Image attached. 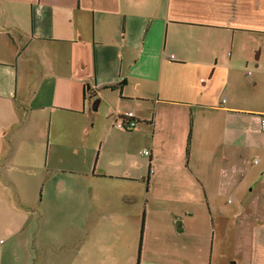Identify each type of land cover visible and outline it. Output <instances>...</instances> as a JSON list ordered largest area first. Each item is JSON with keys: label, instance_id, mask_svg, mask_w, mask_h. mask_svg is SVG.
Returning a JSON list of instances; mask_svg holds the SVG:
<instances>
[{"label": "crops", "instance_id": "obj_1", "mask_svg": "<svg viewBox=\"0 0 264 264\" xmlns=\"http://www.w3.org/2000/svg\"><path fill=\"white\" fill-rule=\"evenodd\" d=\"M86 92L107 120L132 107L148 167H123L134 130L114 121L58 135ZM262 116L264 0H0V206L28 207L15 168L84 152L47 169L73 183L44 191L86 222L61 264H264ZM28 118L48 124L44 149L25 147Z\"/></svg>", "mask_w": 264, "mask_h": 264}, {"label": "rangeland", "instance_id": "obj_2", "mask_svg": "<svg viewBox=\"0 0 264 264\" xmlns=\"http://www.w3.org/2000/svg\"><path fill=\"white\" fill-rule=\"evenodd\" d=\"M87 87V85H86ZM87 91V88H86ZM86 111L82 114L80 113H59L57 117V126L60 128V134H65L67 129L72 131L77 130L81 125L93 124L96 123L93 132L99 130L98 126L104 124L106 121L113 122L114 120L110 118L109 120L105 119L108 115L110 109V103H103L100 109L94 110V104L99 101L101 98L96 97H86ZM82 97H79L78 103H80ZM105 100V99H104ZM83 104V101H82ZM85 105V104H84ZM78 106V105H77ZM114 106V105H113ZM132 107H127L126 111H130ZM37 116H40L36 113ZM55 122V120H54ZM44 122L41 121V126ZM54 124V127H56ZM47 125V127H45ZM115 125V124H114ZM40 123L39 120L29 121L27 119L26 130H22L20 137L26 139L25 147L30 150V146L42 147L43 149L47 147V142L50 138V132L48 131V124L44 125L43 135L40 137L39 129ZM92 128V129H93ZM117 128V127H116ZM118 130V129H117ZM53 129V135H55ZM122 131V130H121ZM130 135V144L128 146L129 156L121 155V162L124 163L123 167H128L133 164L135 166H147L148 159L139 153L137 150L139 143L141 146L142 140L137 137L139 134L131 132ZM73 134L75 137L79 136ZM137 137V138H136ZM44 144V145H43ZM38 153L34 155L38 159ZM79 158H73L69 160H63L61 158L52 159L47 161V154L43 152L42 160V171L41 167H35V161L33 163L28 160L24 168L26 169L25 176L19 175L18 169L14 166V162H11V167L15 168L13 170L14 178L20 179V188L22 187V196L24 202L27 203L28 207L19 205L16 207L18 210H21L22 214L13 215L10 213L7 214L3 206H0V264H41L46 258L49 264H61L62 261L66 258L68 242L63 239V236L74 231V226H79L83 228L86 222H83L82 216L74 212L75 203L60 201L56 192L47 193L49 190L44 191L45 182L53 183L56 186L59 183V179H65L68 185H71L72 178L68 173L62 172H48L47 169L58 168L61 170H66L67 168L73 166L82 167L84 165V152L81 149ZM27 160V159H26ZM23 163L24 160L22 161ZM120 160L117 157L111 159V167L117 169L121 167ZM141 170V168H140ZM36 173L37 175H34ZM69 193V192H67ZM11 194L15 192L12 190ZM260 193L253 195L252 198L258 199ZM181 193L176 195L180 199ZM67 197V196H66ZM198 199V193H192L188 195L187 199ZM15 200V199H13ZM15 203H19L16 199ZM20 215V216H19ZM19 216V217H18ZM17 232L14 237L12 233ZM195 243V241H192ZM238 243V242H237ZM242 243V241H240ZM240 245V244H239ZM191 247V246H189ZM196 246H192L194 249ZM43 257V258H42ZM42 259V260H41Z\"/></svg>", "mask_w": 264, "mask_h": 264}, {"label": "built area", "instance_id": "obj_3", "mask_svg": "<svg viewBox=\"0 0 264 264\" xmlns=\"http://www.w3.org/2000/svg\"><path fill=\"white\" fill-rule=\"evenodd\" d=\"M114 124L117 128L121 130L131 131L134 130L137 126V119L134 112L127 111L126 113H118L114 115ZM260 130L264 132V116L260 118ZM145 156H150L149 151H143L142 153ZM255 164L257 161L254 162Z\"/></svg>", "mask_w": 264, "mask_h": 264}, {"label": "water", "instance_id": "obj_4", "mask_svg": "<svg viewBox=\"0 0 264 264\" xmlns=\"http://www.w3.org/2000/svg\"><path fill=\"white\" fill-rule=\"evenodd\" d=\"M90 89V87L88 86L87 87V90H89ZM99 103H100V100L99 101H97L95 104H94V110H97L98 109V106H99Z\"/></svg>", "mask_w": 264, "mask_h": 264}, {"label": "trees", "instance_id": "obj_5", "mask_svg": "<svg viewBox=\"0 0 264 264\" xmlns=\"http://www.w3.org/2000/svg\"><path fill=\"white\" fill-rule=\"evenodd\" d=\"M87 94H88L87 92L84 94V98L87 97ZM89 94H90V93H89ZM90 97H94V95L91 93V94H90ZM131 131H132V130H131Z\"/></svg>", "mask_w": 264, "mask_h": 264}]
</instances>
